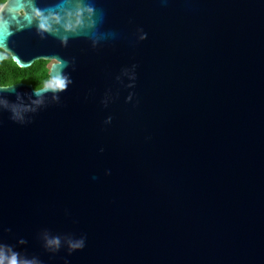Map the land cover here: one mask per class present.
I'll list each match as a JSON object with an SVG mask.
<instances>
[{"label": "water", "instance_id": "obj_1", "mask_svg": "<svg viewBox=\"0 0 264 264\" xmlns=\"http://www.w3.org/2000/svg\"><path fill=\"white\" fill-rule=\"evenodd\" d=\"M76 5L93 13L74 32L26 15ZM0 48L70 81L0 90V244L37 264H264V0H5Z\"/></svg>", "mask_w": 264, "mask_h": 264}, {"label": "clouds", "instance_id": "obj_2", "mask_svg": "<svg viewBox=\"0 0 264 264\" xmlns=\"http://www.w3.org/2000/svg\"><path fill=\"white\" fill-rule=\"evenodd\" d=\"M5 4V0H0V7ZM93 9L91 7H81L76 5L75 10L65 13L62 18L58 15L45 14L37 8L31 10L30 15L27 13L29 23L35 22L36 28L40 33H53L55 31V25H61L65 31L74 32L77 28L83 27L84 15L91 16ZM23 14V13H22ZM63 21V22H62ZM62 43L66 42V37H61ZM5 61H11L15 63V59L9 55L4 49L0 48V63ZM37 63L45 65L44 68L36 72V86L33 91L37 96L42 95L44 92L62 91L70 83L68 78L63 74V68L66 67V63L59 59H45L40 58ZM17 67L23 69L30 67L29 65L17 64ZM55 69V75H52ZM20 78H17V80ZM17 80H0V90L10 89L17 83ZM0 103H3L0 101ZM39 103V101H36ZM15 117H19L20 110L13 108ZM59 245L58 239H51L46 241V247L55 249ZM82 247V242L78 241L72 243L70 248L77 249ZM0 264H37L34 259L21 258L20 254L13 251L11 247L0 244Z\"/></svg>", "mask_w": 264, "mask_h": 264}, {"label": "trees", "instance_id": "obj_3", "mask_svg": "<svg viewBox=\"0 0 264 264\" xmlns=\"http://www.w3.org/2000/svg\"><path fill=\"white\" fill-rule=\"evenodd\" d=\"M0 66L6 67V69L3 70L4 75L0 78V80H17V78H20L17 82L22 81L30 83L33 87H35L37 83L35 78L36 72L44 68L42 63H37V60L34 61L30 67L23 69L17 67V65L11 61L0 63Z\"/></svg>", "mask_w": 264, "mask_h": 264}, {"label": "flooded vegetation", "instance_id": "obj_4", "mask_svg": "<svg viewBox=\"0 0 264 264\" xmlns=\"http://www.w3.org/2000/svg\"><path fill=\"white\" fill-rule=\"evenodd\" d=\"M43 66L45 67L44 64H43ZM4 69H6L5 66H4V67H1V66H0V78L4 75V74H3V73H4V72H3ZM19 82H22V81H19Z\"/></svg>", "mask_w": 264, "mask_h": 264}]
</instances>
